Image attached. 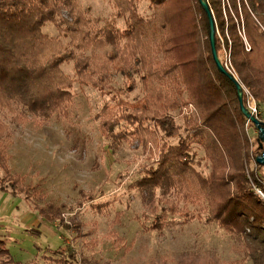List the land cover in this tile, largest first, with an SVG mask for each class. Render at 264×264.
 <instances>
[{"label":"trees","instance_id":"1","mask_svg":"<svg viewBox=\"0 0 264 264\" xmlns=\"http://www.w3.org/2000/svg\"><path fill=\"white\" fill-rule=\"evenodd\" d=\"M204 1L214 21L217 57L224 67V52L231 65L229 71L224 68L226 73L219 72L213 60L209 23L198 0H113L114 18L99 28L93 27L90 9H82L78 0H0V108L22 122L29 116L51 120L66 114L76 82L104 94L111 69L131 82L128 91L137 88L138 77L143 97H114L115 104H105L99 116V129L111 138L118 136V127H125L119 137L158 147L157 167L148 168L138 182L142 192L153 195L160 188L188 198L205 197L223 227L264 247V201L245 176L250 160L246 122L257 129L241 111L236 88L237 83L247 112L245 89L257 108H264V0ZM143 3L148 4L147 16L141 12ZM116 19L125 21L123 29ZM48 23L69 38L67 48L43 31ZM88 51L91 54L84 55ZM99 57L105 58L102 63ZM69 62L74 63L75 79L62 70ZM189 105L198 121L189 126L191 135L181 137L173 112ZM255 142L254 162L264 166L257 163L264 152L258 132ZM193 144L203 151L207 174L194 165ZM6 163L2 149L0 166L10 175ZM249 176L260 188L255 173ZM152 226L160 228L157 221ZM63 250L53 252L62 254L55 261L71 264L72 250L67 255ZM0 264H19L3 240Z\"/></svg>","mask_w":264,"mask_h":264},{"label":"rangeland","instance_id":"2","mask_svg":"<svg viewBox=\"0 0 264 264\" xmlns=\"http://www.w3.org/2000/svg\"><path fill=\"white\" fill-rule=\"evenodd\" d=\"M78 2L82 9H90L95 28L114 18L113 0ZM141 12L150 14L147 3ZM115 23L124 28L123 19ZM43 31L64 47L70 45L55 24L48 23ZM77 56H81L79 51ZM222 58H226L224 52ZM104 59L99 57L98 62ZM62 70L75 79L73 62ZM109 74L113 77L104 94L76 82L66 114L51 120L29 116L22 122L0 108V150H5L10 170L8 175L0 166V240L14 260L59 264L55 260L62 254L53 252L64 249V254L72 250L75 256L71 264H252L253 258L264 264V247L223 227L205 197L188 198L160 188L153 195L142 192L138 182L148 168L157 167L158 147L153 142L145 147L131 136L119 137L125 127L116 129L118 136H103L99 116L105 104H115L114 97L142 98L143 86L134 76L137 88L128 91L131 82L125 75L115 68ZM257 109L258 119L264 122V108ZM173 114L181 126V137L191 135L189 126L198 121L195 108L189 105ZM250 125L246 122L250 160L245 176L260 197L264 166L254 162L257 131ZM191 154L195 167L207 174L202 149L193 144ZM252 171L260 188L251 183ZM154 221L159 229H152Z\"/></svg>","mask_w":264,"mask_h":264},{"label":"water","instance_id":"3","mask_svg":"<svg viewBox=\"0 0 264 264\" xmlns=\"http://www.w3.org/2000/svg\"><path fill=\"white\" fill-rule=\"evenodd\" d=\"M198 1H199L200 5H201L202 9L205 12V14L207 16V19H208V23H209L208 38H209V41H210L211 53H212L213 60L215 62V65H216L217 69L219 70V72L226 73L224 67L222 66V64L220 63V61H219V59L217 57V53H216V49H215V39H214L215 27H214V21H213V18H212L211 11L209 9V6L207 5V3L204 0H198ZM236 88L238 90V100H239V103H240L241 111L243 112L245 117L247 119H249L253 123V125L256 127L257 132H258V138H259V140L262 143H264V126L261 125V123L257 119H255L253 116H251L247 112V110L242 106L240 86L237 83H236ZM257 163H259V164H263L264 163V152L262 154V157L260 159H257Z\"/></svg>","mask_w":264,"mask_h":264},{"label":"built area","instance_id":"4","mask_svg":"<svg viewBox=\"0 0 264 264\" xmlns=\"http://www.w3.org/2000/svg\"><path fill=\"white\" fill-rule=\"evenodd\" d=\"M224 68H226L229 71V68H231L229 60L226 58L224 62ZM246 93V100H247V106L249 110V114L253 116L254 118H258L259 112L257 109V106L254 102L253 97L248 93V91L245 90ZM260 193V192H259ZM261 199L264 201V194L261 192Z\"/></svg>","mask_w":264,"mask_h":264}]
</instances>
